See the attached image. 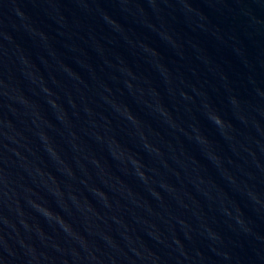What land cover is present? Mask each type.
Returning a JSON list of instances; mask_svg holds the SVG:
<instances>
[{
    "label": "water",
    "instance_id": "1",
    "mask_svg": "<svg viewBox=\"0 0 264 264\" xmlns=\"http://www.w3.org/2000/svg\"><path fill=\"white\" fill-rule=\"evenodd\" d=\"M0 264H264V0H0Z\"/></svg>",
    "mask_w": 264,
    "mask_h": 264
}]
</instances>
